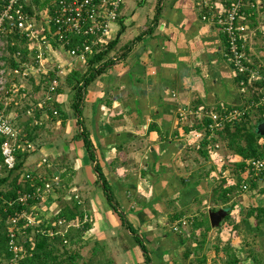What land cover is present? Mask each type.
Segmentation results:
<instances>
[{
    "label": "crops",
    "instance_id": "crops-1",
    "mask_svg": "<svg viewBox=\"0 0 264 264\" xmlns=\"http://www.w3.org/2000/svg\"><path fill=\"white\" fill-rule=\"evenodd\" d=\"M244 4L247 30L240 40L242 51L248 66L264 73V0ZM224 14L219 0H123L120 17L110 29L108 44H114L106 60L111 64L86 88L80 118L70 109L73 94L63 83L72 70L83 74L85 63L59 54L63 90L54 102L67 117L58 118L54 111L48 118V112H42L31 125L37 139L28 150L23 173L48 183L59 176V183L33 206L34 218L40 226H53L59 212L75 207L76 218L69 227L54 230L58 236L69 231L71 242L64 246L76 254L78 264H228L233 258L239 264H254L251 257L249 263L244 261L243 233L259 238L263 232L256 234L255 217H245L248 209L240 214L239 204L229 207L232 218L237 215L234 224L224 219L216 228L221 243L228 244L219 252L216 243L195 237L199 230L190 235L203 220L201 215L208 217L211 205L224 206L219 199L211 203L212 183L219 180L222 188L233 187L229 166L234 167L238 157L218 143V151L207 150V159H201L195 150L201 142L192 131L185 133L189 125L178 119L177 110L188 106L223 112L241 107L256 101L260 85L253 83L240 94L239 77L225 61V36L212 20ZM29 85L33 90L28 99H35L38 85L33 80ZM15 98L17 102L23 97ZM257 109L249 114L253 123ZM14 112L13 126L22 132L24 126L18 125V111ZM79 134L91 141L94 162L77 139ZM96 167L111 189L117 213L139 236L146 255L107 203ZM262 179L256 185L264 183ZM248 197L249 209L264 206V194L253 191ZM241 202L245 204L247 197ZM261 243L259 238L251 244L260 250Z\"/></svg>",
    "mask_w": 264,
    "mask_h": 264
},
{
    "label": "built area",
    "instance_id": "built-area-1",
    "mask_svg": "<svg viewBox=\"0 0 264 264\" xmlns=\"http://www.w3.org/2000/svg\"><path fill=\"white\" fill-rule=\"evenodd\" d=\"M37 1L42 0H0V104L4 99L7 100L3 98V95L7 98L9 96V101L14 102L12 98L15 97L10 95L11 91L18 92L19 89L25 87V84L29 85L31 80L38 85L42 75L56 70V77L45 92L42 104L52 102L60 76L64 75L63 67L59 62V54H65L71 59L85 63L86 57L93 56L94 48L104 50V46L108 44L111 26L120 17L123 5V0H55L47 9L38 11L35 3ZM219 1L225 6V14L213 16L212 20L225 36V61L234 75L239 77V92L242 95L246 94L256 82L260 83L261 87L256 101L220 114L188 106L178 108L177 117L180 121L188 125L193 122L206 124V134L198 131H192V134L199 141L204 139L208 143L207 150L211 151L220 149V145L212 144V141L226 125L238 123L247 117L251 110L264 106V73L252 70L248 66L240 43L241 36L247 30L242 22L247 16L244 0ZM28 10H31L32 14H29ZM207 18L204 16L202 20L207 21ZM12 34H18L25 41L28 61L19 69L9 71V74L16 78L9 91L6 90L8 74L4 70L5 65L2 60L7 52L5 39ZM50 38L53 43L49 40ZM21 59L22 54L16 53L14 60L20 64ZM7 106L8 104L5 103L0 109V137L4 139L1 154L4 165L11 170L15 165L14 150L19 140V132L12 124L11 117L6 110ZM31 112L28 110L27 114ZM27 148L30 150L31 146ZM199 149L200 146L196 145L195 150ZM241 176L239 191L245 193L249 191L250 181L255 182L264 178V158L249 162L244 167ZM58 183V177H54L53 182L47 183L43 189L36 188L17 200L23 210L16 212L8 223L5 235L9 258L5 264H23L26 258L31 257V253L23 248V239L27 237V231L34 230L32 233H44L40 225L35 222L33 206L41 201L44 193L50 191ZM69 225L70 223L59 222L54 223L52 227L66 229ZM58 234H60L59 231L55 230L48 232L50 238ZM31 238L30 241H32ZM66 244L64 242V245Z\"/></svg>",
    "mask_w": 264,
    "mask_h": 264
},
{
    "label": "trees",
    "instance_id": "trees-1",
    "mask_svg": "<svg viewBox=\"0 0 264 264\" xmlns=\"http://www.w3.org/2000/svg\"><path fill=\"white\" fill-rule=\"evenodd\" d=\"M55 0H42L41 2H35L37 10L47 9L50 7ZM29 14L31 10H28ZM52 42V39H49ZM6 42V51L8 52L9 57L5 59L9 68L19 69L20 66L24 65L28 60V50L25 47V41L22 40L18 34H12L5 39ZM53 43V42H52ZM113 42L109 43L105 50L94 48V54L91 57L85 58V67L86 71L81 74L79 71L72 70L66 77L64 81L65 87L73 94L72 102L70 104V109L74 113L75 116L80 118L82 114V106L84 101V95L86 92V88L94 81V79L102 74L106 67H108L111 63L107 62V53L109 49L113 46ZM69 50V49H65ZM20 52L22 54V59L20 64H18L14 60V56L16 53ZM97 66V67H96ZM56 77V70L49 71L46 75H42L40 83L38 84L36 91H44V93L48 90L50 83ZM260 84V83H259ZM257 87H261V85H257ZM63 87L60 86V83L56 87V91L52 96V103L46 104H36L33 105L31 114H27V110L22 113V116H26L27 119L21 124L23 131L19 132V140L16 144V148L14 150L15 156V165L13 169L8 170L4 165V160L1 154V146L4 143V139L0 137V176H5L4 178H0V264H5L9 258L7 253L6 246V229L11 217L16 213L23 210V208L17 203V200L26 193L33 192L36 188H44V186L48 183V181L39 180L35 178L33 174L28 173L24 175V166L25 162L28 158V148L27 146H31L34 144L37 135L36 127L30 130L31 125L35 122V120H39L40 114L42 112H48L49 116H52V113L55 111L58 114V118L66 119L67 114L61 110L60 106L54 102V99L57 98L61 93ZM258 88V89H259ZM23 95L24 94H20ZM28 98L29 93L26 92L24 97ZM4 101V100H3ZM0 104V109L4 107V103ZM7 109V108H6ZM257 112L254 115L255 122H252V118L245 117L240 122L235 123L233 125H226L220 132L217 133L216 137L212 141V144L215 143H224L227 147V151L232 155L238 157V160L234 163V168L238 171L240 178L238 179L239 183L241 181V173L244 167L251 161L264 158V143H260V141H264V139L256 133V127L262 123H264V106L259 107ZM216 113H222V110H216ZM19 119V118H18ZM56 120L55 118H52ZM77 124L80 125V122L77 121ZM19 125V123H18ZM17 125V126H18ZM205 123L196 124L193 122L191 125L184 128L185 133H189L191 131L203 132L205 131ZM15 128V127H14ZM19 128V126H18ZM40 128V127H38ZM16 129V128H15ZM17 130V129H16ZM149 130H152L149 129ZM77 139L83 142L84 148L88 154L89 160L95 161V152L93 151L92 143L89 138L84 134L77 135ZM200 149L197 151V155L200 156L201 159L206 160L207 155V146L208 143L205 142L204 139L200 141ZM231 160V158H230ZM95 172L97 173L99 179H101V188L103 189L105 198L107 203L114 208L116 215L119 217L123 227L130 233V235L134 238L136 245L138 246L140 252L143 255L147 254L146 247L142 245L141 239L139 236L134 233L132 228L127 224L123 215L117 213V204L113 198V194L111 189L107 185L106 181L103 180L101 171L98 167L95 168ZM58 180L60 181L59 176ZM256 182V181H255ZM254 181H250L249 190L251 188H257V185ZM238 183V184H239ZM223 185V184H222ZM239 185H234L233 187H229L228 189L222 188L221 185L216 186L212 193L211 203L216 204V200H220L222 204L226 205L229 201L228 196L235 191ZM260 194H264V187L261 190H258ZM40 201L36 202L39 203ZM116 204V205H115ZM116 206V207H115ZM75 208V207H73ZM72 208L70 212H59L55 217V223L66 222L67 224L76 218L75 211ZM228 215L225 220L230 217L231 208H226ZM216 210L212 209L211 212H215ZM81 217V215H80ZM247 219L251 217H255L256 219V227L255 232L258 234L260 230V226L264 223V206L262 208H254L249 209L246 212ZM82 218V217H81ZM177 220V217L175 218ZM40 228L44 231L41 233H32V231H27V237L23 239V248L31 253V257H28L24 260L23 264H78L76 262L77 256L73 251L67 250L64 246V242L67 244L71 242L69 237V231L63 235L56 236L54 238H50L48 236V232L54 231L52 225H41ZM87 227L84 226L83 230H86ZM200 231V237L205 239L207 233L210 231V225L208 222V217L206 216L201 222H199L196 227L193 226L191 228L192 237H194V232ZM34 237L33 241H30V236ZM197 237V235H195ZM32 240V239H31ZM57 245H61V248H58ZM255 245V244H254ZM63 246V247H62ZM198 248H202V244L198 245ZM256 246V245H255ZM257 247V246H256ZM31 249V250H30ZM61 249V250H60ZM261 249V248H260ZM216 252H219V249L216 248ZM225 254L229 256V250L226 249ZM251 258L254 259V264H259L257 259H255L252 255ZM228 264H239L237 260L229 259L227 261Z\"/></svg>",
    "mask_w": 264,
    "mask_h": 264
},
{
    "label": "rangeland",
    "instance_id": "rangeland-1",
    "mask_svg": "<svg viewBox=\"0 0 264 264\" xmlns=\"http://www.w3.org/2000/svg\"><path fill=\"white\" fill-rule=\"evenodd\" d=\"M108 45V44H107ZM107 45H105L104 46V50L106 49V47H107ZM5 57H4V59L2 60V62L4 63V70L6 71V74H8L7 75V85H6V90H9V91H11V86H12V84L14 83V80L16 79V78H13V75H11V74H9V71H11V69L9 68V65H8V61H7V63L5 62V59H7L8 57H9V55H8V52H5ZM8 60V59H7ZM40 83V81L38 82V84ZM31 85V84H30ZM30 85L28 86V84L26 85L25 84V87L23 88V89H19V91L18 92H16V91H11L10 92V95L11 96H13V97H17V95L18 94H26V92H30V93H32V88L30 87ZM50 87V86H49ZM64 87V86H63ZM34 88V87H33ZM65 90H67V89H65ZM68 91V90H67ZM33 92H35V91H33ZM44 91H36L35 92V99L34 98H32V99H28L27 98V96L26 97H24V95H23V98L20 100V99H18L17 98V102H15V100H16V98H12V99H14V102H10L9 101V96H8V98L7 97H5L4 95H3V98H6L7 100H5L4 99V101H3V103L5 104H8V106H7V111H9V113H10V115H11V119H12V117H14V111L16 110V111H18L17 113H18V116L17 117H19V119H17V122L21 125L26 119H27V117L26 116H22V113L23 112H25L26 111V108L27 107H29L28 108V110H31L32 111V107H33V105L34 106H36V104L38 105V104H42V102H43V97H44ZM48 103H50V102H48ZM52 103V102H51ZM43 105V104H42ZM47 105V104H46ZM47 110H45V112H46ZM58 116V115H57ZM49 120H47L46 122H48ZM43 122H45V120L43 121ZM12 124H14L13 123V120H12ZM45 124V123H44ZM44 124H42V128H44ZM39 127H41V126H39ZM231 165V164H230ZM229 169H230V173H228V175H229V177L231 178L230 180V185H238V183H239V181H238V179L240 178V175L238 174V171H236V169L234 168V167H230L229 166ZM262 180H264V179H262ZM221 182V183H220ZM233 183V184H232ZM218 185H221L222 186V181H219V180H216L215 182H214V184L212 183V187L214 188V187H216V186H218ZM262 185H264V183H261V184H258L257 185V188H255V189H252V190H249L248 192H245V193H241V192H238V193H236L237 192V190H235V191H233L230 195L232 196L231 197V199L228 201V203L226 204V205H224V206H222V207H213L212 205H211V210L212 209H214V210H219V209H226V208H229V207H231V205H235V204H239L238 206L239 207H241V212H240V214H245V212L247 211V209L249 210V208H250V205H251V199L248 197V195L249 194H251L253 191H255L256 192V194H258L259 193V191H258V186H262ZM231 187V186H230ZM263 187V186H262ZM0 189H2V188H0ZM251 189V188H250ZM255 195H253V196H251V197H254ZM244 197H247V202L244 204V203H242L241 202V199L242 198H244ZM233 198H235V202L233 203V204H231V202L230 201H232L233 200ZM232 212V211H231ZM202 216V218L203 219H205L206 218V216H207V214L205 213V214H203V215H201ZM235 218L237 217V215L236 216H234ZM201 217H198L197 218V220H199ZM234 218V219H235ZM189 219V218H188ZM233 218H232V216L230 215V218L229 219H227L226 220V224L228 223V224H231V223H233L234 224V220ZM201 220V219H200ZM191 222V221H190ZM187 223V225H188V227H187V229L189 230V228L191 227V223ZM222 224H224V223H222ZM226 224H224V225H226ZM264 223L260 226V230H261V232H263V235L261 236V237H259V238H261V240L263 241V243H261L262 245V247H261V249L260 250H258V249H256L255 247H253L252 246V244L251 243H253L254 241L256 242V240L257 241H259V238H258V236L257 235H255V236H252V235H250V234H247V232H245L244 231V233L243 234H245L244 235V237H245V242L243 243V244H240V248H241V250H242V252H243V256H246V259L244 260V261H246L247 260V258L248 257H251V255L255 258V259H257V261H258V263L259 262H261V261H263V257H264ZM187 230V231H188ZM259 230V231H260ZM175 233V232H174ZM259 233V232H258ZM217 234V232H216V229H211L208 233H207V235H206V240L207 239H209V241L211 242V244L212 243H216L214 246L215 247H218V249H219V247L220 248H224V247H226V245H228V244H226V245H223L222 243H221V239L218 237V234ZM197 237H199V235L197 236ZM256 238V239H255ZM247 239H249L248 241H247ZM253 240V241H252ZM212 248V250H213V247H211ZM220 250V249H219ZM209 251V250H208ZM208 254V253H207ZM249 262H250V260H248ZM247 262V261H246ZM249 262H247V263H249ZM246 264V263H245Z\"/></svg>",
    "mask_w": 264,
    "mask_h": 264
},
{
    "label": "water",
    "instance_id": "water-1",
    "mask_svg": "<svg viewBox=\"0 0 264 264\" xmlns=\"http://www.w3.org/2000/svg\"><path fill=\"white\" fill-rule=\"evenodd\" d=\"M256 133L264 139V123L256 127ZM227 210H218L208 213V221L212 229L219 227L220 223L227 217Z\"/></svg>",
    "mask_w": 264,
    "mask_h": 264
}]
</instances>
